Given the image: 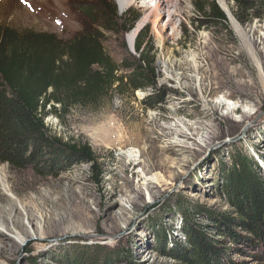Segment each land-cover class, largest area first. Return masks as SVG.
I'll return each mask as SVG.
<instances>
[{"label": "rangeland", "instance_id": "374dc122", "mask_svg": "<svg viewBox=\"0 0 264 264\" xmlns=\"http://www.w3.org/2000/svg\"><path fill=\"white\" fill-rule=\"evenodd\" d=\"M113 1L120 15H140L136 29L149 16L145 6L159 0H131L123 10ZM223 1L244 39L227 14L224 23L197 11L207 0H174V24L166 26L168 14L161 24L166 41L153 22L144 23L134 40L143 29L151 31L154 90L116 95L97 111L76 108L46 119L53 135L88 144L97 169L80 165L54 178L0 163V217L24 236L31 216V229L43 221L45 232L21 243L13 229L3 231L0 264H82L91 258L97 264H180L173 254L186 247L190 219L221 239L226 264H264V233L252 242L244 231L248 240L237 245L215 234L208 216H238L226 193L236 157L247 158L264 180V17ZM74 2L0 0V26L67 40L83 27ZM128 36L106 34V49L118 62L125 47L135 56Z\"/></svg>", "mask_w": 264, "mask_h": 264}, {"label": "trees", "instance_id": "16d2710c", "mask_svg": "<svg viewBox=\"0 0 264 264\" xmlns=\"http://www.w3.org/2000/svg\"><path fill=\"white\" fill-rule=\"evenodd\" d=\"M74 1L83 27L70 39L0 26V163L13 170L58 178L80 165L97 169V155L88 144L53 135L46 119L76 108L97 111L116 95L155 89L157 53L149 28L138 34L135 56L125 47L126 56L118 62L106 49V34L124 38L140 15L135 10L120 15L113 0ZM234 1L246 13L251 11L252 18L264 17V0ZM196 7L206 17L228 23L215 1ZM232 170L226 193L238 216H208L215 234L238 245L248 240L241 235L244 231L254 236L249 238L252 242L264 233V180L245 157H236ZM95 174L96 179L101 176ZM194 221L187 220L186 247H178L174 257L180 264H226L228 251L219 246L221 239L200 230ZM92 259L82 264H97Z\"/></svg>", "mask_w": 264, "mask_h": 264}, {"label": "bare ground", "instance_id": "6f19581e", "mask_svg": "<svg viewBox=\"0 0 264 264\" xmlns=\"http://www.w3.org/2000/svg\"><path fill=\"white\" fill-rule=\"evenodd\" d=\"M219 1H220L222 9L226 12L227 16L229 17L233 27L235 28L237 33L240 35V37L242 39H244L245 38L244 30L239 25V23L235 20V18L232 15L229 7L227 6L226 2L223 0H219ZM117 2H118L119 7L121 8V10H123L124 8H126L128 5L131 4V0H117ZM175 2H174V0H159L158 2H156L155 5H152V6L146 5L145 8L148 9L149 16L145 17L139 23L138 27L133 32H131L129 34L128 41H129L130 46H133V43H134L135 37L138 33V30L146 22H153L155 28L160 31L159 34H161L160 35L161 42H165L166 39L162 35L163 26L161 24H162V20L164 19V16H166V14L169 15L168 16L169 21H168V24L166 26L174 24L175 19L179 13V6ZM256 60L258 61L257 57H256ZM262 81L264 83V77H262ZM0 179L5 184V170H4V168L1 167V165H0ZM3 187H6V186L4 185ZM5 220H6L5 218L0 217V236H2L3 231L11 232L13 229V231L17 232V234L15 236L16 239L22 243L26 239L33 238L35 236L39 238V237H42L45 235L44 227H43V225H44L43 221L38 222V227H37L36 231L31 229L35 223V220L31 216L28 217L27 222L25 221L26 224L28 225V231H27V235H24V236L21 235L17 231L16 226H13L11 229Z\"/></svg>", "mask_w": 264, "mask_h": 264}]
</instances>
